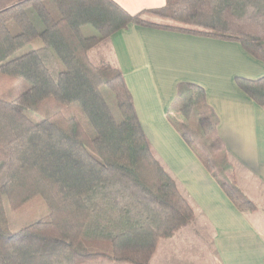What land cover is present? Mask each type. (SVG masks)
I'll return each instance as SVG.
<instances>
[{"label": "trees", "instance_id": "1", "mask_svg": "<svg viewBox=\"0 0 264 264\" xmlns=\"http://www.w3.org/2000/svg\"><path fill=\"white\" fill-rule=\"evenodd\" d=\"M129 25L235 42L264 64V0H166L134 15L112 0H0V264H150L161 240L193 224L120 69L89 57ZM235 82L264 110V76ZM167 117L234 206L255 211L204 90L178 84ZM35 202L47 213L12 233L6 211Z\"/></svg>", "mask_w": 264, "mask_h": 264}, {"label": "crops", "instance_id": "2", "mask_svg": "<svg viewBox=\"0 0 264 264\" xmlns=\"http://www.w3.org/2000/svg\"><path fill=\"white\" fill-rule=\"evenodd\" d=\"M112 1L131 15L166 4ZM110 51L143 132L195 211L193 236L177 233L161 240L150 264H204L199 248L206 236L217 264H264V110L235 82L263 77L264 64L235 42L136 25L113 34ZM180 83L204 90L218 119V137L233 161L231 175L255 211L241 212L234 206L168 120ZM87 264L126 263L101 259Z\"/></svg>", "mask_w": 264, "mask_h": 264}, {"label": "rangeland", "instance_id": "3", "mask_svg": "<svg viewBox=\"0 0 264 264\" xmlns=\"http://www.w3.org/2000/svg\"><path fill=\"white\" fill-rule=\"evenodd\" d=\"M53 10V8H52ZM35 18H37L34 15ZM0 32L4 34L3 29H0ZM110 48L107 47H98L94 48L89 52L90 59L99 64L101 62H112V57L110 53ZM111 108L114 109V104H110ZM172 119L177 123H182L184 120L181 116L174 114ZM150 143V142H149ZM151 145V144H150ZM152 146V145H151ZM153 148V147H152ZM154 150V148H153ZM155 151V150H154ZM156 152V151H155ZM173 175V174H172ZM47 213V209L43 204L40 203H32L26 209L17 212H10L6 211V215L8 218L9 229L12 233L17 232L25 223L33 219H38ZM195 231L192 225L183 228L179 233L178 236H193V232ZM208 237L206 236V241L204 245H200L199 254L201 256L205 254V261L204 264H217L215 257L212 255L210 245L208 244ZM89 248L91 251H97L99 253H106L107 248H110V244L108 242H91L88 243ZM205 250V252H204Z\"/></svg>", "mask_w": 264, "mask_h": 264}]
</instances>
